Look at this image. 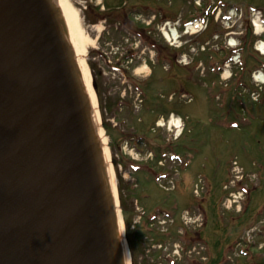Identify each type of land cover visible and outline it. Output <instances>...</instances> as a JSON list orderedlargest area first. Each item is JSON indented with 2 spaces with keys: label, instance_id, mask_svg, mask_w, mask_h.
Instances as JSON below:
<instances>
[{
  "label": "rangeland",
  "instance_id": "obj_1",
  "mask_svg": "<svg viewBox=\"0 0 264 264\" xmlns=\"http://www.w3.org/2000/svg\"><path fill=\"white\" fill-rule=\"evenodd\" d=\"M66 1L89 38L83 62L97 93V127L106 138L128 248L141 236L135 229L143 211L178 202L180 219L195 221L196 232L202 227L214 256L233 247L228 264H264V84L254 79L256 70L264 72V56L252 24L255 10L264 17V0ZM232 8L242 11L236 17ZM195 19L207 22L204 30L185 34L184 25ZM168 23L180 42L167 40ZM232 38L244 63L230 65L227 79L219 67L236 54ZM179 120L183 132L172 127ZM175 132L181 135L170 148L179 161L154 160L140 144L146 135L162 147ZM127 161L145 164L136 174L139 166L128 168ZM162 171L169 173L163 187ZM140 242L138 263H145L153 244ZM204 250L198 243V259L206 258Z\"/></svg>",
  "mask_w": 264,
  "mask_h": 264
},
{
  "label": "water",
  "instance_id": "obj_2",
  "mask_svg": "<svg viewBox=\"0 0 264 264\" xmlns=\"http://www.w3.org/2000/svg\"><path fill=\"white\" fill-rule=\"evenodd\" d=\"M0 264H126L58 0H0Z\"/></svg>",
  "mask_w": 264,
  "mask_h": 264
},
{
  "label": "flooded vegetation",
  "instance_id": "obj_3",
  "mask_svg": "<svg viewBox=\"0 0 264 264\" xmlns=\"http://www.w3.org/2000/svg\"><path fill=\"white\" fill-rule=\"evenodd\" d=\"M166 207L160 208L157 213L141 217L138 228L135 229L141 236L131 241V264H213V258L207 249L204 251L206 258H200L201 261L197 258L198 234L196 228H192L196 222H185L180 219V214L168 213L170 210ZM142 239L144 242H152L153 249L152 253H147L148 261L138 263L140 252L144 249L143 242H140ZM224 263L225 259L222 257V264Z\"/></svg>",
  "mask_w": 264,
  "mask_h": 264
},
{
  "label": "bare ground",
  "instance_id": "obj_4",
  "mask_svg": "<svg viewBox=\"0 0 264 264\" xmlns=\"http://www.w3.org/2000/svg\"><path fill=\"white\" fill-rule=\"evenodd\" d=\"M58 1H59V4H60L62 11L64 12L66 22L68 24L71 42H72V45H74V48L76 50V56L78 58V63H79V66L83 72V75H84V82L86 84L87 91L90 94V97L92 100V105H93V110H94V115H95V121H96L97 126H98L100 123V119H99V116H97L96 111H95L96 104H97V93L95 92L93 85H92V76L88 71L87 65H85V63L83 62V56L84 55L82 53L83 43L88 42L89 38L83 34L82 29L79 27V24H78L79 18L77 17L76 13L73 11L71 6L68 4V2L66 0H58ZM260 21L261 20L255 21L256 26H257V30H258L257 34L259 36L264 34L263 26H261ZM170 25H171V23H168L166 28L163 30L165 32V35L167 36V38L171 42H173V41H176L175 43H178V41L180 42L181 36L179 35L178 29L172 28ZM228 44H229V46L234 47V48H236L238 46V43L234 38H232ZM258 49L264 54V41L259 42ZM235 59L237 60L238 56ZM226 75L228 76L227 79H229L230 73L227 72ZM258 79L263 81V83H264V74H262L261 76H258ZM147 97H148V95H147ZM179 123H180V125L177 123V121H174L172 123V127L173 128H179L183 132V124H182V122H180V120H179ZM159 125L162 126L161 123ZM179 133L180 132H178V134ZM100 137L102 139V143L104 144L106 163H107L108 168H109L108 169L109 175H110V179H111V183H112V187H113V191H114V196H115V199L117 202L118 195H117V190H116V184L114 182L112 167L109 164V150L107 148L106 138H105V135H104L102 129H100ZM119 224H120V233L123 237L125 227H124V220L122 218V215L119 218ZM123 244H124V255H125L126 264H131L130 253H129V250L127 248V244L125 243L124 240H123Z\"/></svg>",
  "mask_w": 264,
  "mask_h": 264
}]
</instances>
